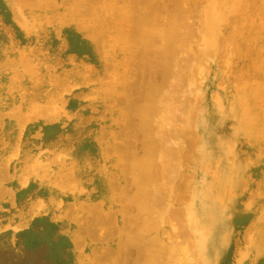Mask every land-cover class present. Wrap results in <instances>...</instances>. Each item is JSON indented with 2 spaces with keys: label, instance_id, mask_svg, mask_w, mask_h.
<instances>
[{
  "label": "rangeland",
  "instance_id": "obj_1",
  "mask_svg": "<svg viewBox=\"0 0 264 264\" xmlns=\"http://www.w3.org/2000/svg\"><path fill=\"white\" fill-rule=\"evenodd\" d=\"M149 255L264 264V0H0V264Z\"/></svg>",
  "mask_w": 264,
  "mask_h": 264
},
{
  "label": "bare ground",
  "instance_id": "obj_2",
  "mask_svg": "<svg viewBox=\"0 0 264 264\" xmlns=\"http://www.w3.org/2000/svg\"><path fill=\"white\" fill-rule=\"evenodd\" d=\"M44 4H45V3H44ZM34 6H35V5H34ZM28 7H29V6H28ZM142 15H143V14H142ZM145 18H146V17H145ZM133 20H134V19H133ZM133 20H132V21H133ZM143 20H144V19H143ZM60 22H61V21H60ZM209 22H210V21H209ZM211 22H212V21H211ZM128 23H129V22H128ZM130 24H132V23L130 22ZM133 24H134V23H133ZM99 26H100V25H99ZM101 26H102V25H101ZM134 26H135V25H134ZM207 26H208V25H207ZM211 30H212V29H211ZM102 37H103V36H102ZM97 40H98V39H97ZM38 106H39V105H38ZM38 110H39V108H38ZM40 111H41V110H40ZM12 115H13V114H12ZM45 115H46V114H45ZM42 116H43V115H42ZM22 117H23V116H22ZM27 118H28V117H27ZM37 118H38V117H37ZM44 118H45V117H44ZM36 120H37V119H36ZM48 120H49V119H48ZM14 133H15V132H14ZM1 162H2V161H1ZM85 164H86V163H85ZM85 164H84V165H85ZM3 165H4V164H3ZM30 167H31V166H30ZM28 170H29V169H28ZM18 171H19V170H18ZM66 180H67V179H66ZM144 216H145V215H144ZM141 220H142V219H141ZM138 228H139V227H138ZM251 228H252V227H251ZM140 234H141V233H140ZM142 235H143V234H142ZM257 239H258V238H257ZM258 240H259V239H258ZM256 246H257V244H256ZM261 246H262V245H261ZM168 254H170V253H168ZM150 255H151V256H154V255H152V253H150ZM150 255H149V257L152 258ZM171 256H172V254H171ZM170 259H171V258H170ZM150 260H151V259H148V261H150ZM156 261H157V259H156ZM156 261H155V258L153 257L152 260H151L149 263H148L147 261H146V263H147V264H155ZM146 263H143V264H146ZM156 264H158V263H156Z\"/></svg>",
  "mask_w": 264,
  "mask_h": 264
}]
</instances>
